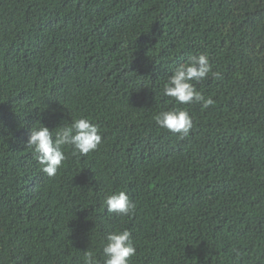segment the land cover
Instances as JSON below:
<instances>
[{
  "label": "trees",
  "instance_id": "obj_1",
  "mask_svg": "<svg viewBox=\"0 0 264 264\" xmlns=\"http://www.w3.org/2000/svg\"><path fill=\"white\" fill-rule=\"evenodd\" d=\"M199 54L207 109L163 95ZM175 107L183 138L155 121ZM81 117L101 145L47 176L31 129ZM117 191L134 214L106 212ZM124 229L130 264H264V0H0V264H103Z\"/></svg>",
  "mask_w": 264,
  "mask_h": 264
},
{
  "label": "clouds",
  "instance_id": "obj_2",
  "mask_svg": "<svg viewBox=\"0 0 264 264\" xmlns=\"http://www.w3.org/2000/svg\"><path fill=\"white\" fill-rule=\"evenodd\" d=\"M211 73L215 79H221L219 72H213L209 58L205 54L190 55L187 62L177 66L172 75L163 86V95L173 98L177 104H202L203 109L213 105L215 101L211 97H205L195 87ZM157 125L167 131L186 137L193 128V120L187 109L179 107L166 111H160L155 116ZM39 124V123H38ZM34 126L27 140V148L33 150L34 159L40 165V170L49 177H55L67 159L65 148L71 147L75 153L87 156L96 151L102 143L100 129L90 118L72 119L71 123L64 122L55 131L48 127ZM102 204L109 215L115 214L127 217L134 214L135 202L125 191L109 193ZM103 264H130L132 257L137 254V248L132 239V233L128 229L109 232L106 243L103 246ZM243 253L236 251L239 259ZM85 264H97L92 251L84 252Z\"/></svg>",
  "mask_w": 264,
  "mask_h": 264
}]
</instances>
